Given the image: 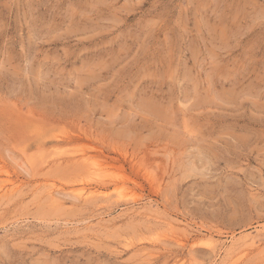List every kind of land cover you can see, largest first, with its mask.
<instances>
[{"label":"rangeland","instance_id":"obj_1","mask_svg":"<svg viewBox=\"0 0 264 264\" xmlns=\"http://www.w3.org/2000/svg\"><path fill=\"white\" fill-rule=\"evenodd\" d=\"M0 264H264V0H0Z\"/></svg>","mask_w":264,"mask_h":264},{"label":"bare ground","instance_id":"obj_2","mask_svg":"<svg viewBox=\"0 0 264 264\" xmlns=\"http://www.w3.org/2000/svg\"><path fill=\"white\" fill-rule=\"evenodd\" d=\"M89 190H90V189H89ZM94 190H96V189H94ZM94 190H93V191H94ZM81 191H84V190H83V188H82V190H81ZM91 192H92V191H91ZM91 192H90V193H91ZM92 193H93V192H92ZM98 193H100V192H98Z\"/></svg>","mask_w":264,"mask_h":264}]
</instances>
